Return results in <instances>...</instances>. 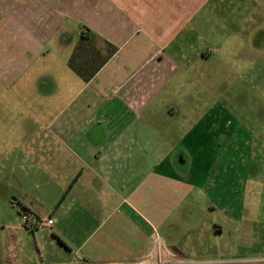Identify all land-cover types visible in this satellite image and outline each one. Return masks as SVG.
<instances>
[{
  "label": "crops",
  "instance_id": "crops-1",
  "mask_svg": "<svg viewBox=\"0 0 264 264\" xmlns=\"http://www.w3.org/2000/svg\"><path fill=\"white\" fill-rule=\"evenodd\" d=\"M7 24L31 60L69 28L79 39L39 130L0 134L47 190H21L24 211L54 220L33 244L21 219L0 223L2 264L132 263L158 239L186 264H264L261 237L233 260L217 245L264 184L249 168L264 155V0H0Z\"/></svg>",
  "mask_w": 264,
  "mask_h": 264
},
{
  "label": "rangeland",
  "instance_id": "rangeland-1",
  "mask_svg": "<svg viewBox=\"0 0 264 264\" xmlns=\"http://www.w3.org/2000/svg\"><path fill=\"white\" fill-rule=\"evenodd\" d=\"M17 33L20 31L11 25L0 26V34L4 36H0V134L8 133L11 137L22 131L39 130L40 126L34 121L35 117L43 115L42 109L46 102L54 100L55 95L60 93L58 85L69 82L70 74L74 77L67 63L73 44L79 39L77 30L69 28L65 33H68L66 37L70 38V41L64 42V35L56 44L52 43L45 47L42 43L44 54L31 60V57H26V51L34 44L13 41L11 34ZM44 83L50 84L46 91L42 89ZM67 95H70V92H64L63 97H70ZM240 105L242 109L239 110L247 114L245 99ZM53 106L52 104L50 114L56 110ZM255 111L256 115L261 114L262 108L255 106ZM7 148V143L0 140V223L10 224L15 219L19 222L20 213L24 211L22 204L19 203L23 195L21 190H26L28 193L36 192L31 194L35 197L45 195L44 192L47 190L42 189L44 192L41 193L37 190L34 186L35 181L33 182L35 170L30 168L29 161L22 163L23 155L7 156ZM249 157H251L250 178L264 182V155L250 154ZM246 196L253 197V200H264V184L260 183V186L255 185L253 188L249 186ZM45 197L47 198V195ZM252 199L246 200L244 219L238 223L237 229L234 230L233 226L221 239L218 238L217 245L221 244L224 248L222 259H235L236 256L231 255L236 252L238 246L256 247L260 237L264 241V205L259 203L255 207L249 202ZM250 205L255 209L256 214L259 213L260 223L256 221L250 223L251 218L248 213ZM6 233L0 229V246L7 242V238L9 242L11 241L9 233ZM29 234L33 244L35 234L33 232ZM247 253L249 252L243 251L240 253L243 256L238 257L248 258L250 255ZM4 254L5 252L0 250V264L4 263L2 261Z\"/></svg>",
  "mask_w": 264,
  "mask_h": 264
},
{
  "label": "built area",
  "instance_id": "built-area-1",
  "mask_svg": "<svg viewBox=\"0 0 264 264\" xmlns=\"http://www.w3.org/2000/svg\"><path fill=\"white\" fill-rule=\"evenodd\" d=\"M21 221L23 226L29 232L36 233L45 227L52 226L54 220L52 218L42 219L38 215L23 211L21 213ZM156 256V258H155ZM176 256L163 245L161 240H157L154 249L143 259L125 264H186L184 261H179ZM87 260L81 261L82 264H90ZM213 264H222L221 262H215Z\"/></svg>",
  "mask_w": 264,
  "mask_h": 264
},
{
  "label": "trees",
  "instance_id": "trees-1",
  "mask_svg": "<svg viewBox=\"0 0 264 264\" xmlns=\"http://www.w3.org/2000/svg\"><path fill=\"white\" fill-rule=\"evenodd\" d=\"M72 67H73L75 70H79V66H77L74 62L72 63Z\"/></svg>",
  "mask_w": 264,
  "mask_h": 264
}]
</instances>
